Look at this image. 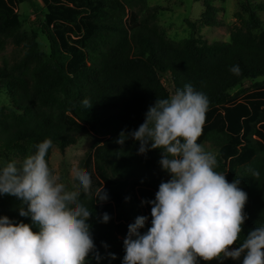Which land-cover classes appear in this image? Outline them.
<instances>
[{
    "label": "trees",
    "instance_id": "obj_1",
    "mask_svg": "<svg viewBox=\"0 0 264 264\" xmlns=\"http://www.w3.org/2000/svg\"><path fill=\"white\" fill-rule=\"evenodd\" d=\"M25 1L0 0V50L9 42L25 49L18 60L0 65V93L11 104L0 108V164L19 158L20 165L45 139L63 150L80 135L91 138L79 170L90 173L92 194L104 187L108 199L96 203L93 195L81 193V202L93 210L88 223L102 257L99 264H121L128 225L137 216H148L141 232L151 226L146 201L154 200L159 184L170 179L159 166V149L139 155V142L129 137L121 145L120 134L136 130L156 100L170 98L186 84L209 101L198 143L213 141L215 170L229 182L239 178L248 195V218L234 244L238 247L250 230L264 224V28L256 13L264 11V1L244 3L247 16L238 14L240 24L227 41L207 42L191 34L175 42L155 21L161 6L133 10L144 0H40L47 58L38 51L35 36L21 30L18 10ZM213 1L202 0L200 25H219L220 7ZM233 66H239V74L230 71ZM165 75L170 90L162 81ZM245 79L254 82L230 92ZM51 148L46 160L52 169ZM20 206L16 197L0 195V216L38 231L30 217L19 215ZM105 212L110 219L102 223ZM86 259L97 264L91 253ZM197 264L209 263L198 257Z\"/></svg>",
    "mask_w": 264,
    "mask_h": 264
},
{
    "label": "clouds",
    "instance_id": "obj_2",
    "mask_svg": "<svg viewBox=\"0 0 264 264\" xmlns=\"http://www.w3.org/2000/svg\"><path fill=\"white\" fill-rule=\"evenodd\" d=\"M230 71L239 74V66ZM208 104L203 92L186 84L170 98L156 100L136 130L121 132L117 143L123 145L129 137L138 141L139 155L159 149V166L170 176L159 184L154 200L146 201L151 226L141 232L148 216H137L128 225L121 264H197L198 257L237 261L242 254L240 264H264V224L229 249L248 218V195L239 178L229 182L215 170L216 156L198 143ZM51 147L45 139L19 166L14 161L0 164V195L16 197L19 215L30 217L38 228L34 232L28 223L0 216V264H87L90 253L97 264L102 259L88 223L93 210L81 202V193L93 195L96 203L106 202L108 193L102 187L92 194L90 173L78 168L73 175L80 191L69 190L46 160ZM109 219L107 212L100 217L102 223Z\"/></svg>",
    "mask_w": 264,
    "mask_h": 264
},
{
    "label": "rangeland",
    "instance_id": "obj_3",
    "mask_svg": "<svg viewBox=\"0 0 264 264\" xmlns=\"http://www.w3.org/2000/svg\"><path fill=\"white\" fill-rule=\"evenodd\" d=\"M249 2L252 6L264 0H214L213 4L220 7L217 13L220 21L217 26H203L199 24V18L203 11L202 0L194 2L193 0H144L134 5L132 8L140 13L146 6L159 5L161 9L157 11L155 21L163 33L172 41L179 42L188 38L191 34L198 35L207 42L227 41L230 32L235 25H239L238 14L243 17L247 16L244 9V3ZM21 30L28 36H35L38 44V51L47 58L50 53L47 38L41 33L40 17L44 11V6L40 0H27L19 6ZM257 16L261 20V27L264 28V11L256 10ZM189 22L193 23L196 28H192ZM260 30H256L255 33ZM25 52L23 46L15 45L11 42L0 50V65L3 63L10 64L18 60ZM169 76L162 77L164 85L171 89L169 85ZM254 82L252 79H245L239 86L232 89L234 93L240 89L249 88ZM11 106L9 98L5 93H0V108H9ZM92 140L87 135H80L77 142L69 145L63 150L53 145L50 153V164L54 174L60 177V182L65 183L67 188L72 191H79L75 179L74 169H79V164L85 155L90 151ZM206 150L211 151L214 155L216 148L213 141L206 139L203 143ZM20 159L16 158L15 163L19 166ZM236 244L229 246V249L236 248ZM243 259V255L240 260ZM240 260L224 259L221 261L214 258L205 261L209 264H240Z\"/></svg>",
    "mask_w": 264,
    "mask_h": 264
}]
</instances>
